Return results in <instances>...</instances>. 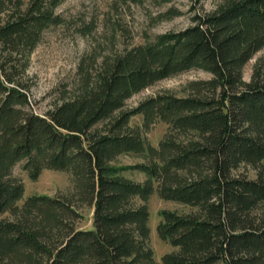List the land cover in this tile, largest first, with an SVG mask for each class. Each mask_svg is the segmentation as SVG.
Segmentation results:
<instances>
[{
	"label": "trees",
	"instance_id": "trees-1",
	"mask_svg": "<svg viewBox=\"0 0 264 264\" xmlns=\"http://www.w3.org/2000/svg\"><path fill=\"white\" fill-rule=\"evenodd\" d=\"M62 0H0V264H157L145 203L156 190L188 211H164L161 234L175 246L162 264H264V0H220L193 11L182 29L101 61L82 87L37 112L23 77L41 34L63 20ZM199 1V0H195ZM194 68L182 94L157 91L123 107L134 91ZM142 129L166 123L156 145ZM148 160L113 162L121 152ZM43 168L71 176L74 198L91 206V225L62 195L31 193L13 173ZM241 163L256 170L247 177ZM135 168L142 180L122 172ZM74 199V200H73Z\"/></svg>",
	"mask_w": 264,
	"mask_h": 264
},
{
	"label": "rangeland",
	"instance_id": "rangeland-1",
	"mask_svg": "<svg viewBox=\"0 0 264 264\" xmlns=\"http://www.w3.org/2000/svg\"><path fill=\"white\" fill-rule=\"evenodd\" d=\"M220 0H62L56 12L63 22L52 25L43 31L42 38L30 56L28 68L23 80L29 84L28 93L33 108L37 112H46L49 107L61 99L78 91L88 77H92L101 61L122 53L125 49L152 41L155 35L178 30L190 23L194 10L209 11ZM264 57V48L256 52L242 67L243 80L249 79L251 67L256 59ZM203 70L190 68L134 91L124 101L123 107L134 106L143 97L157 91L184 93L188 80L208 78ZM129 124L138 125L144 143L156 145L166 129V123L155 120L149 127L142 129L141 115L132 114ZM147 153L121 152L113 162L129 164L147 161ZM247 177L254 176L256 168L241 163L237 169ZM19 176L25 190L22 202L28 194L47 193L74 198V188L70 174L61 169L43 168L36 179L21 167V162L12 167ZM135 180H142L144 173L130 168L122 172ZM75 199V198H74ZM73 199V200H74ZM74 205L81 214L74 220L77 227L91 225V206L76 199ZM149 211L148 241L157 264H162V255L175 249L165 234H161L164 211H188V206L179 201L160 198L153 190L145 201ZM258 212L264 213V202L258 206ZM210 264H221L216 261Z\"/></svg>",
	"mask_w": 264,
	"mask_h": 264
}]
</instances>
